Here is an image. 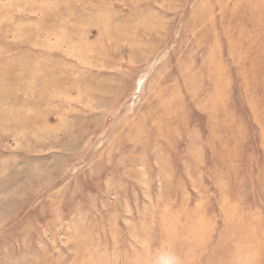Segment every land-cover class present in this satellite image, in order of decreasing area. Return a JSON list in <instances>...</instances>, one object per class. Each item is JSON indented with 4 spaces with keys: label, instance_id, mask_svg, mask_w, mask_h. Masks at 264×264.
<instances>
[{
    "label": "rangeland",
    "instance_id": "374dc122",
    "mask_svg": "<svg viewBox=\"0 0 264 264\" xmlns=\"http://www.w3.org/2000/svg\"><path fill=\"white\" fill-rule=\"evenodd\" d=\"M0 264H264V0H0Z\"/></svg>",
    "mask_w": 264,
    "mask_h": 264
},
{
    "label": "bare ground",
    "instance_id": "6f19581e",
    "mask_svg": "<svg viewBox=\"0 0 264 264\" xmlns=\"http://www.w3.org/2000/svg\"><path fill=\"white\" fill-rule=\"evenodd\" d=\"M227 2V1H226ZM251 2V1H250ZM135 17V16H134ZM109 18V17H108ZM108 18L106 17V19L108 20ZM132 25V21H130V22H128V24H125L123 27H122V30H121V32H123L126 28H128L129 26H131ZM194 28V27H193ZM105 31V30H104ZM119 32L120 31H116V33H118L119 34ZM130 33V32H129ZM150 48V47H149ZM145 51H146V49H145ZM190 78V77H189ZM185 84V83H184ZM187 85V87L189 86V84L187 83L186 84ZM221 86V85H220ZM176 89V88H175ZM56 91V90H55ZM54 91V92H55ZM156 92V91H155ZM103 93V92H102ZM190 93V92H189ZM213 98H214V96H213Z\"/></svg>",
    "mask_w": 264,
    "mask_h": 264
}]
</instances>
